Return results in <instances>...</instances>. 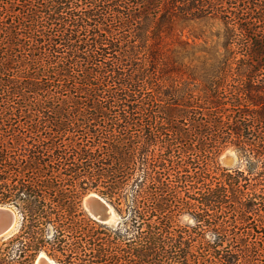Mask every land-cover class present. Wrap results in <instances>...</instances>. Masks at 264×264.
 Instances as JSON below:
<instances>
[{
	"label": "trees",
	"instance_id": "1",
	"mask_svg": "<svg viewBox=\"0 0 264 264\" xmlns=\"http://www.w3.org/2000/svg\"><path fill=\"white\" fill-rule=\"evenodd\" d=\"M0 204V264H264V0H0Z\"/></svg>",
	"mask_w": 264,
	"mask_h": 264
},
{
	"label": "water",
	"instance_id": "2",
	"mask_svg": "<svg viewBox=\"0 0 264 264\" xmlns=\"http://www.w3.org/2000/svg\"><path fill=\"white\" fill-rule=\"evenodd\" d=\"M83 205L87 213L96 221L109 223L114 220V210L111 204L95 192H90L83 199ZM17 221V215L13 208L0 204V238L10 232ZM53 260L47 255L39 253L33 264H53Z\"/></svg>",
	"mask_w": 264,
	"mask_h": 264
},
{
	"label": "rangeland",
	"instance_id": "3",
	"mask_svg": "<svg viewBox=\"0 0 264 264\" xmlns=\"http://www.w3.org/2000/svg\"><path fill=\"white\" fill-rule=\"evenodd\" d=\"M217 162H218V164L220 165V166H222V167H234V166H236L237 164H238V162H242V160L241 161H239V159L235 156V153L232 151V150H230V149H228V150H226V151H224V152H222L220 155H219V157H218V159H217ZM86 196V195H85ZM84 199V198H83ZM1 205H6V204H1ZM82 205H83V201H82ZM7 206H10V205H7ZM11 207V206H10ZM83 207H84V205H83ZM12 208V207H11ZM84 209H85V207H84ZM15 211V210H14ZM16 215H17V221H16V223H15V225H14V227L12 228V231L10 230V232H8L7 234H5L2 238H0V249L2 248V253H5V250H4V248H5V246L7 245L6 244V242H7V238H9V236L10 235H12V234H14V233H16L17 232V230H18V228H19V216H18V214H17V212H16ZM48 230H51V232H52V227L51 226H49L48 225ZM12 249H11V251H10V256H9V258H11L12 259V261H14V263L15 264H18L17 263V261H20V260H22V258H18V251H17V245H15V246H13V247H11ZM39 253H43V254H45L46 255V253L43 251V250H41ZM38 253V254H39ZM37 254V255H38ZM36 258V257H35ZM50 258V257H49ZM51 259V258H50ZM35 260V259H34ZM34 260H33V262H34ZM33 262H32V264H33ZM56 264V263H55Z\"/></svg>",
	"mask_w": 264,
	"mask_h": 264
},
{
	"label": "bare ground",
	"instance_id": "4",
	"mask_svg": "<svg viewBox=\"0 0 264 264\" xmlns=\"http://www.w3.org/2000/svg\"><path fill=\"white\" fill-rule=\"evenodd\" d=\"M11 231H12V229H11ZM41 255L43 256L44 254L43 253H41ZM53 262V261H52ZM53 264H55V262H53Z\"/></svg>",
	"mask_w": 264,
	"mask_h": 264
}]
</instances>
